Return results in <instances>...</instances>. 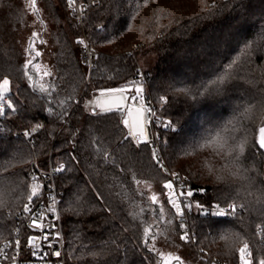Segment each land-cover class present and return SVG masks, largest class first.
Listing matches in <instances>:
<instances>
[{"label": "trees", "instance_id": "trees-1", "mask_svg": "<svg viewBox=\"0 0 264 264\" xmlns=\"http://www.w3.org/2000/svg\"><path fill=\"white\" fill-rule=\"evenodd\" d=\"M37 8L35 19L49 25V66L40 56L33 60L37 50L29 54L23 43L32 24L29 4L0 0V82L7 78L14 85L6 96L16 109L6 107L0 117V240L11 235L29 203L36 165L51 162L64 166L56 181L68 264H165L145 246L143 229L152 225L157 237L155 223L167 232L168 223L157 221L149 198L165 195L169 168L202 189L201 201L239 206L229 219L193 212L194 249L180 239L179 221L167 203L173 234L198 263L210 264L206 256L236 262L247 241L259 264L264 150L256 141L264 124V0H101L88 5L83 24L67 0H37ZM80 36L95 51L93 67L82 61ZM139 52L156 55L149 68ZM28 60L39 65L29 72L33 81L25 75ZM46 70L50 76H43ZM221 77L223 84H213ZM136 83L145 84V98L155 104L159 149L150 141L137 146L122 122L124 113L93 112L88 105L98 90ZM41 84L47 93L38 91ZM205 88L211 94L199 95ZM168 121L174 131L164 127ZM217 134L219 141L206 146ZM240 143L245 151L233 162L237 152L228 155V149ZM153 148L163 167L153 159ZM225 233L231 234L228 240L221 238Z\"/></svg>", "mask_w": 264, "mask_h": 264}, {"label": "built area", "instance_id": "built-area-1", "mask_svg": "<svg viewBox=\"0 0 264 264\" xmlns=\"http://www.w3.org/2000/svg\"><path fill=\"white\" fill-rule=\"evenodd\" d=\"M101 0H76V4L73 8H70L72 15L83 24L84 16L89 4L93 6L100 5ZM78 39H83L87 48L83 45L82 61L83 63L93 67L96 60L95 51L90 47L86 39L82 36ZM88 53L91 55L87 57ZM145 98V93H143ZM147 107H150L154 110V115L148 114L149 123L147 125V137L148 141L155 143L156 147L159 149V134L153 128V121L156 117V108L155 104L151 100H146ZM7 102V101H5ZM40 127L43 126V122L40 121ZM161 156V153H159ZM57 168L51 162L46 168L39 167L36 165V168L31 174L32 186L38 185L39 195L35 197L30 204V212H25L22 210L18 214L17 223L12 231L11 235L5 239L0 240V249H3L6 244H11L12 246L5 249L8 254V259L4 260L0 256V264H68L66 257V239L63 229V218L61 211V199L62 192L59 190L56 176L58 172H55L54 169ZM168 174V179L166 182L171 181L173 184V189H165V198L170 208L176 215L175 209L172 207V204L169 200V196L173 200H177L181 207L184 209L183 218L176 215L179 225L183 220V223L186 224V229L180 230V236L185 230L188 231L190 240L186 243L194 245L196 247V232L194 230L191 215L193 212L199 213L205 217H216V218H234L239 210V206L236 203H227V204H207L201 201L198 197V193L202 192L200 188H192L186 176L182 175L180 172H172L169 168H166ZM175 173L176 175H173ZM165 182V183H166ZM185 195H181V193ZM191 192V196H187L186 193ZM200 204L202 207L197 208L196 205ZM230 204L237 205V211L232 214L229 209ZM185 205H191V208H185ZM217 205L220 206L226 213L224 216H215L212 213L216 212ZM54 208L55 211L50 209ZM34 218L39 219V223L42 227L37 228L33 226L32 220ZM45 234H47V239H44ZM29 237H35L34 245L27 243ZM19 240L20 247L15 246V241ZM247 243L249 246V251L252 253L251 259L253 261V249L249 242H242L241 247ZM239 249L237 261L230 263L228 261L220 260L219 258L206 256L210 260V264H240L239 259ZM55 251L60 252V256L57 257L54 255ZM35 252V255L33 253ZM200 256L203 255L199 252ZM12 256L16 257V260L11 259ZM254 264V262H253Z\"/></svg>", "mask_w": 264, "mask_h": 264}, {"label": "snow or ice", "instance_id": "snow-or-ice-1", "mask_svg": "<svg viewBox=\"0 0 264 264\" xmlns=\"http://www.w3.org/2000/svg\"><path fill=\"white\" fill-rule=\"evenodd\" d=\"M28 4H29V7L31 8L33 13L39 14V9L37 8V0H28ZM67 4H68V6L70 8L74 9V6L76 4V0H67ZM40 23L43 25L44 22L41 20ZM39 35L40 34L38 32H35V31L31 33V38H30V40L28 42V47H27L26 51H28L29 53L34 51V44L36 43V39L39 37ZM40 42L41 43H45V41H43V40H41ZM77 43L80 44V45H84V47L87 48V45L85 44V41L83 39H78ZM93 52H94V49H93ZM40 55H41V52L35 51V56L33 57V60L35 59V57H39ZM33 60H28L25 63V65H24L25 69H28V71L25 72V75L28 77V79L30 81H33V77L31 75H29V72L33 68H36V69L39 68L38 64H36V65L33 64ZM50 75H51L50 71L46 70V71L43 72V76H50ZM224 82H225V79L223 77H221L217 81H213V84H223ZM9 83H10L9 80L7 78H5V79H3L2 84H0V117L5 115V108L6 107L8 109H11L12 112L16 111V109H15L13 103H12V100L6 96V93L9 91ZM38 91H40L42 93H47L48 89L43 84H41V85H39ZM105 91H107L108 93H123L125 91V88H123V87H121V88H111V89H107ZM143 91H144L143 86L139 85V86H137L135 88V95H133L131 97L115 96L114 99H113L112 104L109 107L103 108V111H106V112L117 111V112L126 113V118H124L122 122L125 125V127L129 128L128 136L133 137V138L136 139L137 146H139V144L142 143V142H144V143L149 142L148 141V137H147L146 132H145V125L143 123L144 114L148 113V114L154 115V110L151 109L150 107H145V105L143 103ZM205 93H209L208 88H205L204 92L199 93V95L203 96ZM101 94H103V91H102ZM209 94H211V93H209ZM138 99L141 101V107L138 108V109H133L132 107L128 106L125 103V101H127V100H131V101L135 102ZM160 100H161V102H164V103L167 102L166 98L163 97V96L160 97ZM5 101H7V103H5ZM61 103H63V102H61ZM250 110H251L250 108L245 109L246 112L250 111ZM48 112L52 113L53 109L49 108ZM134 112L136 114L135 116H134ZM65 114L66 113H61L60 115L63 117ZM129 118H132V119L130 120ZM37 127H40V126L37 125ZM164 127L168 128L170 130H173V131L175 130L171 121H168V122L164 123ZM25 135L27 136V135H29V133L25 132ZM125 139H128V137H125ZM219 139H220V136H219V134H217V137L211 139L207 143L206 146L210 147L212 144L217 143L219 141ZM224 143L226 144L227 141H225ZM256 143L258 144L259 149L264 150V127H261L259 129V135H258ZM97 151H100V149L97 148ZM244 151H245L244 144L240 143V144L236 145L235 147L229 148L227 154L231 155L232 152H237V155L233 158V162H234V161L240 159V156L243 155ZM152 155H153V159L156 160L157 163L160 164L161 167H163L162 162L158 159L157 150L155 148H153V150H152ZM105 159H107V155L106 154H105ZM63 169H64V166L60 165L59 167L55 168L54 171L55 172H61V171H63ZM165 171H167V170L165 169ZM173 175H176V174L173 173ZM232 175H236V173H232ZM133 179L135 180V177H133ZM217 179L218 180H223L224 177L218 176ZM135 183L137 185H139L141 183V181L135 180ZM38 187H39L38 185H33L32 186L31 194L28 196L29 203L24 205V211L25 212H30L31 211L30 204L32 203L33 199L39 195ZM163 187L165 189H170L171 190V189H173V184H172L171 181H168V182H166L164 184ZM181 195H185V193L182 192ZM186 195L187 196H191L192 193L188 192V193H186ZM149 199L151 200V202L153 204L157 203V197H156L155 194H153ZM169 200H170V202L172 204V207L176 211V215L181 217V218H183L184 209L181 207V204L177 200H173L171 198V196H169ZM196 207L197 208H201L202 206L200 204H197ZM185 208H189L190 209L191 205H185ZM217 209L218 210L216 212L212 213L213 215H215V216H224V215H226L225 211L223 209H221L219 205H217ZM229 209L231 210V213L234 214L237 211V205L236 204H230L229 205ZM50 210L51 211H55L54 208H52ZM159 211L161 212V215L159 217H157V221L158 222H163V208H162V206L159 208ZM167 223L171 224L172 221L169 220ZM32 224H33V226H35L37 228L42 227L41 224L39 223V219L38 218H34L32 220ZM179 227L181 229H186V224L183 223V220L180 223ZM163 234L164 233L162 232L161 235H163ZM143 235H144V243H145V246L147 247L148 244H149L150 239L154 240L155 239V235H156L152 231V225L147 224L144 227ZM230 236H231L230 233H225L221 238L225 239V240H228L230 238ZM47 238H48L47 234H45L44 239H47ZM35 239H36L35 237H29L27 243L34 245ZM180 239L182 241H185V242H188L190 240L189 233H188L187 230H185L183 232V234L180 236ZM20 243L21 242L19 240H16L15 241V246L17 248H19L20 247ZM11 246H12L11 244H6L3 249H0V256H2L4 260H7L9 258L7 252L5 251V249H7V248H9ZM149 250L152 251L153 249H149ZM239 254H240L239 255L240 264H253V261L251 259L252 253L249 251V246H248L247 243H245L243 245V247H241L239 249ZM33 255H35V252L33 253ZM54 255L59 257L60 256V252L59 251H55ZM158 255L164 260L165 264H171L172 260H175L176 264H184V260L178 255H173L172 253H168L165 256V254L162 253V252H159ZM11 259L13 261H15L16 257L12 256ZM259 264H264V259L259 260Z\"/></svg>", "mask_w": 264, "mask_h": 264}, {"label": "rangeland", "instance_id": "rangeland-1", "mask_svg": "<svg viewBox=\"0 0 264 264\" xmlns=\"http://www.w3.org/2000/svg\"><path fill=\"white\" fill-rule=\"evenodd\" d=\"M25 3H28V0H25ZM38 5H41V3L38 2ZM43 17L47 21L46 16L44 15ZM30 21L32 22L31 26L27 27V30L23 33V39H24L23 43L26 46H28V42L31 38V33L34 31L38 32L40 35L36 39V43L34 44V48L37 51L41 52L40 57H42V62H44L46 64V66H49V65H51V62H52L51 52H50L51 47H50V44L48 42L49 25H47L48 27L45 26V28H44V26L40 23V20L35 19V14L33 12L31 13ZM41 40H44L45 43L38 45V42ZM32 52H31V54H34ZM29 54H28L27 58L30 59L31 55H29ZM138 58H139V61L144 68H149L151 66V64H153L154 61L156 60V55L155 54L153 55V53L150 54L149 52H139ZM9 82H10V80H9ZM0 84H2V82H0ZM139 85L143 86V89H144L143 93H145L146 86L143 83H136L133 87H123V88H125V91L123 93H108L107 91H105V90L111 89V88H105V89L98 90L88 99V105L91 108H96L101 112H106V111H103V108L109 107L112 104L115 96L131 97V96L135 95V88ZM116 88H121V87H116ZM14 89H15L14 85L10 82L9 83V91L6 93V95L11 93ZM102 91H103V94H101ZM125 103L128 106L132 107L133 109H138L141 107V101L139 99L135 102H133L131 100H127V101H125ZM143 103H144L145 107H147V104H146L144 97H143ZM124 115L126 118V113H124ZM135 115L136 114L134 112V116ZM129 119L131 120L132 118H129ZM143 123L145 125V132L147 135V125L149 123L148 113L144 114ZM144 188H146V187L144 186ZM156 197H157V203H155V204L152 203L154 206V209H156L157 215H161L159 208L162 206L163 218L165 219L166 222H168L169 220H171L172 213H171V210H170V208L166 202L165 195L163 196L162 194L158 193L156 195ZM174 227H175L174 224H172V223L168 224L166 226L167 232H165L161 226H158L154 223L153 229H157L158 236L155 237L154 240L150 239V241H149L150 248L156 250L158 253L162 252L165 255H167L168 253H172L173 255H178L184 260V264H199L197 259L195 258L194 253L192 252L191 248L185 244L183 245L180 242V240L173 234ZM162 232L164 233L163 235H161ZM173 240H174V242L172 244ZM241 244H240V246H241ZM192 247L194 249L197 248V247H194V245H192Z\"/></svg>", "mask_w": 264, "mask_h": 264}, {"label": "water", "instance_id": "water-1", "mask_svg": "<svg viewBox=\"0 0 264 264\" xmlns=\"http://www.w3.org/2000/svg\"><path fill=\"white\" fill-rule=\"evenodd\" d=\"M96 110H97L96 108H92V111H93V112H95ZM261 127H264V124H263L262 126H260V128H261ZM260 128H259V129H260ZM258 135H259V133H258ZM174 262H176V261H174Z\"/></svg>", "mask_w": 264, "mask_h": 264}, {"label": "bare ground", "instance_id": "bare-ground-1", "mask_svg": "<svg viewBox=\"0 0 264 264\" xmlns=\"http://www.w3.org/2000/svg\"><path fill=\"white\" fill-rule=\"evenodd\" d=\"M89 56H91V55L88 53L87 57H89Z\"/></svg>", "mask_w": 264, "mask_h": 264}]
</instances>
